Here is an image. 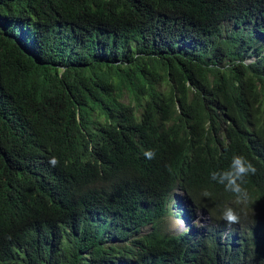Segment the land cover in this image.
I'll use <instances>...</instances> for the list:
<instances>
[{"label":"trees","instance_id":"obj_1","mask_svg":"<svg viewBox=\"0 0 264 264\" xmlns=\"http://www.w3.org/2000/svg\"><path fill=\"white\" fill-rule=\"evenodd\" d=\"M263 42L264 0H0V264H264L203 195L264 179Z\"/></svg>","mask_w":264,"mask_h":264},{"label":"clouds","instance_id":"obj_2","mask_svg":"<svg viewBox=\"0 0 264 264\" xmlns=\"http://www.w3.org/2000/svg\"><path fill=\"white\" fill-rule=\"evenodd\" d=\"M144 156L151 160L155 158V153L149 150L144 153ZM58 163L59 162L55 157H52L49 160V164L53 167L57 166ZM256 172V167L249 160H247L246 157L242 155H233L227 170L213 171L211 173V180L215 181L219 185H222L224 189L219 190L217 186L210 185L208 188L210 189L211 193L204 191L203 195L205 197L210 196V199L215 202L217 209L220 213H222L221 219L227 225L231 226L233 224L239 223V214L250 215L255 220L262 216V211L264 209V179H253L252 182L247 179L250 175H255ZM178 191L179 190L174 191L171 195V198L173 194L177 193ZM182 194L183 198L188 203L186 209H189L190 204L187 199V195H185L183 192ZM169 209L171 212V201L169 204ZM186 209L179 207L175 208V212H171L169 215L168 221L171 216L175 215L176 217L181 218L182 221L188 223V228L193 224H199L204 228L210 223V217L205 211L197 212L204 213L208 217V223L205 225L195 221L196 213H186L185 219V215L182 214L179 216V213H184ZM172 233L175 234L174 232Z\"/></svg>","mask_w":264,"mask_h":264},{"label":"rangeland","instance_id":"obj_3","mask_svg":"<svg viewBox=\"0 0 264 264\" xmlns=\"http://www.w3.org/2000/svg\"><path fill=\"white\" fill-rule=\"evenodd\" d=\"M228 28H231V25H229ZM263 46H264V42H263ZM187 205L188 203L183 198L182 192L178 191L177 193L173 194L171 198L172 213L175 212V208L177 207L186 209ZM183 215H185V212L183 213ZM208 220H209L208 217L204 213H196V219H195L196 222L205 225L208 223ZM168 224H169L170 232H174L175 234H180L188 228V223L182 221L181 218L176 217L175 215L170 217ZM208 225L209 224H207L205 227H208Z\"/></svg>","mask_w":264,"mask_h":264},{"label":"bare ground","instance_id":"obj_4","mask_svg":"<svg viewBox=\"0 0 264 264\" xmlns=\"http://www.w3.org/2000/svg\"><path fill=\"white\" fill-rule=\"evenodd\" d=\"M251 224V223H250ZM258 236V235H257ZM206 251V250H205ZM209 253V252H208Z\"/></svg>","mask_w":264,"mask_h":264}]
</instances>
